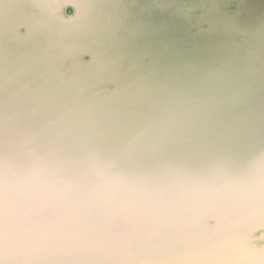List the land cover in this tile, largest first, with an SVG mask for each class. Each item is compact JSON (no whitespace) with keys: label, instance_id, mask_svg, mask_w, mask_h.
<instances>
[{"label":"rangeland","instance_id":"rangeland-1","mask_svg":"<svg viewBox=\"0 0 264 264\" xmlns=\"http://www.w3.org/2000/svg\"><path fill=\"white\" fill-rule=\"evenodd\" d=\"M0 38L14 96L0 91L4 264H96L133 254L157 220L192 233L264 201V93L237 117L204 119V60L264 42V0H0ZM78 74L108 90L103 138L58 130L44 149L22 144ZM34 145L39 165L25 159Z\"/></svg>","mask_w":264,"mask_h":264},{"label":"water","instance_id":"water-1","mask_svg":"<svg viewBox=\"0 0 264 264\" xmlns=\"http://www.w3.org/2000/svg\"><path fill=\"white\" fill-rule=\"evenodd\" d=\"M81 67L84 70L83 67L86 66ZM263 74L264 69L261 68L258 74L252 71L233 76L230 80L235 83V88L232 95L229 93L225 98L229 99L227 103L218 101L208 91L204 92V119L220 121L223 117L227 118V115L237 117V108L243 110L247 103L256 101V96L264 93V83L263 86L260 84L261 81L264 82V77H261ZM96 80L97 75H90L87 80L83 74L74 75L62 94L50 104L51 108L48 111L42 110L44 114L40 120L46 118V123L40 121L33 127L24 125L26 131H33L34 134L39 131L41 134L31 141L20 139L22 144L31 143L30 146H33V140H36L40 149H44V135L50 134L48 139L52 142V134L58 130L103 138L108 128V117L104 113L107 108L104 95L108 90L104 86L100 87ZM223 94L227 95L226 92ZM261 100L264 101V98ZM14 108L19 109L18 105L12 107L13 110ZM27 148L34 153L26 160L38 155L36 145L25 149ZM35 159V165H39L40 157ZM261 201L259 205L247 204L240 210L232 208L224 222L219 220L211 225L201 224L192 233L180 228L171 231L173 233L165 229L159 230L157 227L161 224L158 225L157 220L148 232H141L144 239L137 244L139 246L133 248V254H114V258L99 259L96 264H264V201Z\"/></svg>","mask_w":264,"mask_h":264},{"label":"trees","instance_id":"trees-1","mask_svg":"<svg viewBox=\"0 0 264 264\" xmlns=\"http://www.w3.org/2000/svg\"><path fill=\"white\" fill-rule=\"evenodd\" d=\"M242 12H244V8L242 7ZM63 24V23H62ZM61 30H65V28H61ZM69 30V29H67ZM72 32V31H71ZM70 35V31L68 32ZM65 32L60 34V39L65 37L67 39L70 35ZM0 38V45L3 44V46H8L10 43V40L8 38ZM2 41V42H1ZM75 44H71L73 47ZM201 45H191V46H186L188 47H193L194 49L199 48ZM1 48V46H0ZM73 53H76V46L73 47ZM191 49V48H190ZM192 50V49H191ZM190 51V50H189ZM254 52V53H253ZM215 58H206L204 60L205 64L211 63V59H213V64H212V69L213 74H212V79L207 81L204 79V92L208 91L209 93H212L217 97L218 101L220 102H226L229 101L227 96L232 95L234 91V82H231V78L233 76H239L242 74H249L252 71H256V74L259 73L260 69H264V42H250V40H245L241 43L235 44L234 41H231L230 43L223 44L219 50H217L215 53ZM1 55V54H0ZM217 55V57H216ZM211 56V55H210ZM209 56V57H210ZM253 62H256V65L253 66ZM259 69V70H258ZM2 71V72H1ZM10 71V70H9ZM5 72V73H4ZM1 76L3 77L5 74H7V71L5 69L0 70ZM6 76V75H5ZM1 84L4 85L5 89H1L0 91L5 92L6 94L11 93L8 92L9 87H10V82L9 80L5 78ZM263 83L261 81V85L263 86ZM260 85V87H261ZM239 88L238 86H236ZM224 92L227 93V95L224 96ZM9 99L14 98V96L10 97ZM232 100H230L231 103ZM230 105V104H229Z\"/></svg>","mask_w":264,"mask_h":264},{"label":"snow or ice","instance_id":"snow-or-ice-1","mask_svg":"<svg viewBox=\"0 0 264 264\" xmlns=\"http://www.w3.org/2000/svg\"><path fill=\"white\" fill-rule=\"evenodd\" d=\"M8 243V221L4 211L2 199H0V264H4L3 252Z\"/></svg>","mask_w":264,"mask_h":264},{"label":"crops","instance_id":"crops-1","mask_svg":"<svg viewBox=\"0 0 264 264\" xmlns=\"http://www.w3.org/2000/svg\"><path fill=\"white\" fill-rule=\"evenodd\" d=\"M92 69L95 71L94 67H92Z\"/></svg>","mask_w":264,"mask_h":264}]
</instances>
